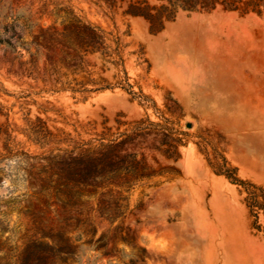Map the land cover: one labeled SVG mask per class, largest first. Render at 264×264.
Returning <instances> with one entry per match:
<instances>
[{
  "label": "rangeland",
  "instance_id": "374dc122",
  "mask_svg": "<svg viewBox=\"0 0 264 264\" xmlns=\"http://www.w3.org/2000/svg\"><path fill=\"white\" fill-rule=\"evenodd\" d=\"M131 4L0 0V264H264V0Z\"/></svg>",
  "mask_w": 264,
  "mask_h": 264
},
{
  "label": "trees",
  "instance_id": "16d2710c",
  "mask_svg": "<svg viewBox=\"0 0 264 264\" xmlns=\"http://www.w3.org/2000/svg\"><path fill=\"white\" fill-rule=\"evenodd\" d=\"M103 2L107 3L110 5V7L115 5L116 0H102ZM121 1V0H120ZM146 5V0H136V4H131L129 6V8L131 9V14L133 16H139V17H143L149 21H151L152 23V18L150 17V15H148L145 11L147 10V6L141 7V5ZM202 8L206 7L207 4H205V2H203L202 4ZM211 5V4H210ZM191 7V6H190ZM231 181L235 184H239V185H243V183L235 178L231 179Z\"/></svg>",
  "mask_w": 264,
  "mask_h": 264
}]
</instances>
